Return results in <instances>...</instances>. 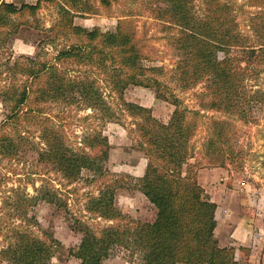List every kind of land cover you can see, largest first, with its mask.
<instances>
[{
  "label": "trees",
  "instance_id": "1",
  "mask_svg": "<svg viewBox=\"0 0 264 264\" xmlns=\"http://www.w3.org/2000/svg\"><path fill=\"white\" fill-rule=\"evenodd\" d=\"M115 1L118 0H100L108 8ZM196 1L159 0L153 4L155 17L168 30H177L168 37L176 58L174 65L168 68L143 63L147 60L146 48L132 15L120 17L115 30L102 31L99 27L89 29L74 23L75 18L93 13L89 0H0V28L12 27L0 32V37L19 33L18 26L28 24L30 16H36L43 4L48 3L55 5L60 14L57 26L52 30L60 34L71 29L78 39L57 50L52 56L53 61L45 60L41 52L35 57L22 56L27 64L18 62L20 57L16 59L15 65L26 75V80L12 92L11 89L3 90L10 94L6 97L10 114L0 122L2 157L11 158L9 155L18 145L17 137L7 128L9 116L20 121L25 105L30 107L29 112L35 113L31 102L61 98L67 92L77 91L81 93L82 101L91 104L93 111L105 107L104 117L115 115V109L105 103L97 80L89 76L68 77L60 69V63L79 62L86 68L84 73L89 67L102 68L119 97V104L137 121V146L145 153L147 164L143 176L133 183L156 208V218L147 228V234L140 233L142 228L134 233L120 225H107L96 232L88 224L79 222L83 236L70 253L80 259V264H102L108 258L111 246L117 242L126 243L130 232L133 243L142 252L139 264H241L236 259V248L221 246L216 237L218 204L206 195L193 167L228 168L242 157L238 122L248 123L252 117V104L264 102V87L260 85L264 80V0H249L255 10L249 16L248 32L242 29L228 2L203 0L202 11L197 12ZM16 17L23 20H14ZM7 38H4L5 42ZM37 79L45 82L40 84ZM173 82L189 88L203 84L198 95L200 109L184 104ZM130 86L153 89L157 99L173 105L169 121L156 117L150 107L127 101L124 93ZM203 111L221 114V117L211 116L207 120L205 163L200 162L194 144L202 120L207 117ZM46 136L48 148L40 153L41 162L52 163L70 181L76 171L83 169L104 176L102 161L108 159L111 145L99 130H93L88 138L92 148H99V154L95 156L67 146L58 139L59 130L53 131V127L46 131ZM117 188L100 189L99 195L88 202L91 211L105 219L126 218L116 205ZM38 191L40 194L34 197H23L20 200L23 204L18 203L17 207L25 211L39 196L48 202L58 201L55 191L43 186ZM9 204L4 200L0 209ZM3 234L8 243L2 250L5 264H50L62 246L52 234L47 233L45 239L36 237L22 223L10 225ZM3 261L0 257V264H4Z\"/></svg>",
  "mask_w": 264,
  "mask_h": 264
},
{
  "label": "rangeland",
  "instance_id": "2",
  "mask_svg": "<svg viewBox=\"0 0 264 264\" xmlns=\"http://www.w3.org/2000/svg\"><path fill=\"white\" fill-rule=\"evenodd\" d=\"M223 1L233 6L237 21L242 29L248 32L249 16L255 10L249 5V0ZM155 2L159 0H118L108 8L100 0H89L93 13L75 18L74 23L89 29L99 27L102 31L115 30L120 17L132 15L140 40L146 48L147 60L143 63L146 66L164 65L171 68L176 58L168 37L177 30H168L166 25L155 17L152 12ZM195 6L197 12H201L203 0H197ZM59 19V9L53 4L44 3L36 16H30L28 24L18 26L19 33L8 38L4 35L0 37V122L10 114V106L6 101L10 94H5L3 90L11 89L12 92L26 80V75L15 65L16 59L20 57L18 62L27 64L28 61L22 56L35 57L41 52L45 60L51 61L57 50L78 40L71 29L61 31L60 34L52 30L57 26ZM14 20L22 21L23 18L16 17ZM9 28H12L11 25L0 28V32ZM4 38H7L6 42ZM59 67L68 77L89 76L97 80L105 103L114 108L116 113L111 118L106 115L104 117L105 107H98L93 111L89 102L82 101L81 93L74 91L67 92V97L31 102L36 109L35 113L29 112L30 107L25 105L20 121L9 116L7 128L17 137L18 145L13 152L15 154L9 155L11 158L0 155V204L4 200L10 202L0 209V257L4 264L6 258L2 250L8 243L4 241L3 232L8 230L10 225L22 223L25 228L31 229L36 237L43 239L52 234L62 246L50 264H80V259L70 253V249L77 247L83 236L79 222L88 224L96 232L107 225H120L122 228L132 229L134 233H138L142 228L140 233L147 234V228L156 218V208L133 183L136 178L143 176L147 164L145 153L137 146V121L119 104V97L111 87L108 74L95 66L89 67L84 73L86 68L79 62L60 63ZM31 81L32 78L29 83ZM36 82L43 84L45 81L37 79ZM260 82L264 87V80L263 83L262 80ZM173 86L184 104L200 109L198 95L203 90V84L189 88L173 82ZM21 89L22 87H19V90ZM124 97L127 101L150 107L153 114L165 122L169 121L174 110L170 103L157 99L154 90L150 88L130 86ZM80 99L81 103H78ZM203 112L207 117L202 120L203 124L197 132L194 144L200 162L205 163L203 156L207 120L211 116L221 117V114L217 111ZM250 113L252 117L248 123L238 122L241 129L240 142L243 146L242 157L228 168L203 165L204 167H193V172L196 173L206 195L218 204L216 219L217 222L220 221V238L237 222L242 225L243 235L246 232L248 234L244 246H221L235 247L236 259L241 264H264V102L253 103ZM86 117L88 118L85 119ZM52 127L53 131L59 130V140L76 152H85L90 156L99 154V148H92V143L88 141L90 133L99 130L111 145L108 159L102 161L104 176L83 169L76 171L73 181H70L52 163L41 162L40 153L48 148L46 131ZM184 169L186 170L187 166ZM42 186L56 192V203L48 202L39 196L34 207L25 211L17 207L18 203L23 204V201H20L23 197L39 195L38 190L42 189ZM107 186L118 187L116 205L126 218L105 219L89 208L90 199L98 196L100 189ZM16 197L18 198L14 202ZM16 210L19 211L15 212ZM34 216L38 223H35ZM230 216L232 221L225 229V220ZM241 228L237 230L238 235ZM137 250L139 249L133 243L130 232L126 243L117 242L111 246L109 256L102 264H139L142 252Z\"/></svg>",
  "mask_w": 264,
  "mask_h": 264
},
{
  "label": "crops",
  "instance_id": "3",
  "mask_svg": "<svg viewBox=\"0 0 264 264\" xmlns=\"http://www.w3.org/2000/svg\"><path fill=\"white\" fill-rule=\"evenodd\" d=\"M232 221V216L226 218L225 220V225L227 229V226H229L230 222ZM222 223V222H221ZM239 223L237 222L236 224L231 225V229L230 231L226 232L224 235H222V238H220L219 234H218V229H219V225H220V221L218 222V227L216 229V236L218 237L220 244L221 245H225V246H229V245H245V243H247V232L243 235V229L241 228L242 225H238ZM240 229L239 231V235L237 234V230ZM244 228V227H243ZM247 229V228H246Z\"/></svg>",
  "mask_w": 264,
  "mask_h": 264
}]
</instances>
